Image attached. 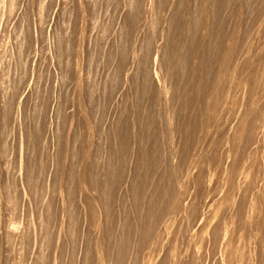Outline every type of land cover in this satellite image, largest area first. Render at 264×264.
<instances>
[{
  "label": "rangeland",
  "instance_id": "1",
  "mask_svg": "<svg viewBox=\"0 0 264 264\" xmlns=\"http://www.w3.org/2000/svg\"><path fill=\"white\" fill-rule=\"evenodd\" d=\"M0 264H264V0H0Z\"/></svg>",
  "mask_w": 264,
  "mask_h": 264
}]
</instances>
